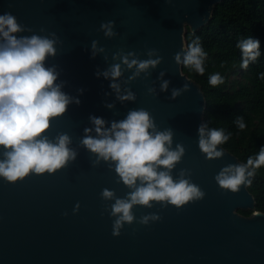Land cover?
Segmentation results:
<instances>
[{"label":"water","instance_id":"95a60500","mask_svg":"<svg viewBox=\"0 0 264 264\" xmlns=\"http://www.w3.org/2000/svg\"><path fill=\"white\" fill-rule=\"evenodd\" d=\"M221 1L0 0V15L11 13L24 29L15 34L18 38L56 40V54L46 58L45 67L55 68V83L72 102L50 120L43 135L55 143L66 134L68 148L76 152L74 160L52 173L33 172L15 183L0 177V264H264V213L254 211L248 183L232 192L215 179L225 167L243 163L220 145L217 150L223 155L218 158L208 159L201 151L198 129L203 125L204 94L181 72L187 53L185 27L198 31ZM108 21H114L111 37L101 28ZM124 57L129 63L157 58L160 63L137 75V67L129 68ZM115 64L121 75L105 78L103 73ZM164 81L168 87L161 90ZM174 89L181 90L175 98ZM128 92L135 98L118 99ZM140 109L150 114L155 131L171 130V150L184 148L171 170L173 180L183 171V178L205 195L179 209L155 201L151 207L134 205L133 223H125L121 234L113 236L116 217L111 207L135 188L122 182L115 162L98 159L82 140L85 129L92 130L87 135L97 136L90 117L102 118L110 128ZM3 152L0 147V159ZM104 189L113 191L114 198L103 199ZM239 210L252 213L243 216ZM153 213L161 219L138 223Z\"/></svg>","mask_w":264,"mask_h":264},{"label":"clouds","instance_id":"9594fccd","mask_svg":"<svg viewBox=\"0 0 264 264\" xmlns=\"http://www.w3.org/2000/svg\"><path fill=\"white\" fill-rule=\"evenodd\" d=\"M113 25L114 21L101 24L106 36L115 35ZM23 30L11 13L0 15V37L4 40L0 44V147L4 149V158L0 159V177L10 183L22 180L33 172H55L70 159L76 158V152L68 148L70 139L66 134L59 135L55 143L43 135L50 127V120L65 113L72 102V98L61 91L62 85L55 83L58 77L55 68L45 67L46 58L56 54V40L38 35L18 38L15 34ZM92 47L95 50V41ZM237 47L242 53L241 67L244 69L261 55L258 39H243ZM152 54L149 53L150 56ZM206 55L197 38L189 44L183 63L203 75ZM175 60L180 62V53H176ZM123 62L129 68L136 66L138 75L149 67L155 68L160 58L144 61L133 59L129 63L127 57H124ZM103 75L115 80L121 75L120 65L111 66ZM209 83L216 86L223 83V78L219 73L213 74ZM111 87L119 92L117 84L113 83ZM167 87L168 81H164L161 90ZM183 90H188L187 84ZM180 92L174 89L172 97L180 95ZM134 98L131 92L118 96L122 101ZM90 119L95 125L97 136L87 135L92 130L85 129L86 136L82 144L97 154L98 159L115 162V171L122 182L135 188L126 199H115L111 207V215L116 217L113 236L121 234L120 229L125 223H133L134 205L151 207V202L155 201L166 202L165 207L171 204L179 209L189 201L204 197L205 193L198 186L183 178V171L179 180H173L171 170L183 156L184 148L177 145L176 150H171V130L155 131V124L146 110L130 111L124 120L112 122L110 128H105L102 118ZM236 123L240 129L245 127L242 118L237 119ZM198 131L199 148L207 158L221 157L223 152L217 150V146L229 138L224 131L208 129L206 125H201ZM262 165L264 147L255 158L249 157L246 163L225 167L215 179L221 188L238 192L245 182L251 183L248 177L253 176L255 169ZM138 180L140 186L136 187ZM101 195L103 199L111 200L115 194L104 189ZM63 215L67 216V213ZM160 219L159 215L153 213L141 217L138 223L148 225L150 221Z\"/></svg>","mask_w":264,"mask_h":264},{"label":"trees","instance_id":"16d2710c","mask_svg":"<svg viewBox=\"0 0 264 264\" xmlns=\"http://www.w3.org/2000/svg\"><path fill=\"white\" fill-rule=\"evenodd\" d=\"M252 37L260 41L261 55L241 67L239 41ZM199 38L207 54L203 75L182 62L181 72L196 82L204 94L203 125L223 130L229 138L220 146L246 163L264 147V0H222L214 6L209 22L191 33L185 27L188 46ZM219 73L223 83L213 86L211 75ZM242 118L240 129L236 120ZM247 190L255 201L254 211L264 213V165L255 169ZM249 216L252 211H238Z\"/></svg>","mask_w":264,"mask_h":264}]
</instances>
